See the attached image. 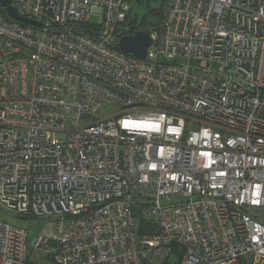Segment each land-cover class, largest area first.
I'll return each instance as SVG.
<instances>
[{
    "label": "built area",
    "instance_id": "1",
    "mask_svg": "<svg viewBox=\"0 0 264 264\" xmlns=\"http://www.w3.org/2000/svg\"><path fill=\"white\" fill-rule=\"evenodd\" d=\"M138 1L0 4V204L56 264H264V0H161L143 58Z\"/></svg>",
    "mask_w": 264,
    "mask_h": 264
},
{
    "label": "water",
    "instance_id": "2",
    "mask_svg": "<svg viewBox=\"0 0 264 264\" xmlns=\"http://www.w3.org/2000/svg\"><path fill=\"white\" fill-rule=\"evenodd\" d=\"M0 4L5 8L7 15L22 23L39 26L40 22L21 15L12 5V0H0ZM153 41L151 34L144 30H139L134 34L123 35L118 41L120 50L126 53H132L137 57L143 58L147 54V49Z\"/></svg>",
    "mask_w": 264,
    "mask_h": 264
},
{
    "label": "rangeland",
    "instance_id": "3",
    "mask_svg": "<svg viewBox=\"0 0 264 264\" xmlns=\"http://www.w3.org/2000/svg\"><path fill=\"white\" fill-rule=\"evenodd\" d=\"M154 2L151 1V4L149 5L147 2H142V3H137L135 4L134 12L138 14V19L137 22L140 23L143 15L147 12H149V8L152 7H157V5L153 4ZM98 12V10H97ZM91 22L93 23H99L100 21V15L96 14L91 16L90 19ZM0 220L3 221H9L11 223L15 224H28L29 228V238L32 240L33 236L36 235V233L41 229V223L40 220L36 217H30L28 218H23L19 216H15L13 212H11L9 209H7L5 206L0 204ZM37 254V258H35V255L32 256V260H34L36 263L35 264H56L53 260L51 259H46L45 257L48 256L46 252L44 251H38L35 252Z\"/></svg>",
    "mask_w": 264,
    "mask_h": 264
},
{
    "label": "trees",
    "instance_id": "4",
    "mask_svg": "<svg viewBox=\"0 0 264 264\" xmlns=\"http://www.w3.org/2000/svg\"><path fill=\"white\" fill-rule=\"evenodd\" d=\"M151 1L153 4L157 5V7L150 6L149 12L145 13L140 21L137 22L138 14L134 12V9L129 13L127 17V21L124 23V26L120 28L121 33L119 37L123 35L132 34L139 30L150 31L152 27H158L161 23L163 17V3L161 0H140L139 3L147 2L149 5Z\"/></svg>",
    "mask_w": 264,
    "mask_h": 264
},
{
    "label": "crops",
    "instance_id": "5",
    "mask_svg": "<svg viewBox=\"0 0 264 264\" xmlns=\"http://www.w3.org/2000/svg\"><path fill=\"white\" fill-rule=\"evenodd\" d=\"M33 239H34V236H33ZM33 239L31 240L29 238V241H30V248H29V259H28V264H35L36 262L34 260H32V256L35 255V258H37V254H35V252H38L36 250L33 249L32 247V242H33ZM46 259H51L50 257L46 256L45 257ZM52 260V259H51Z\"/></svg>",
    "mask_w": 264,
    "mask_h": 264
}]
</instances>
